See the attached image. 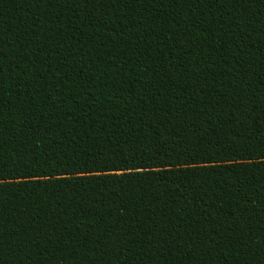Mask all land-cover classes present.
<instances>
[{
  "label": "trees",
  "instance_id": "16d2710c",
  "mask_svg": "<svg viewBox=\"0 0 264 264\" xmlns=\"http://www.w3.org/2000/svg\"><path fill=\"white\" fill-rule=\"evenodd\" d=\"M0 264H264V0H0Z\"/></svg>",
  "mask_w": 264,
  "mask_h": 264
}]
</instances>
